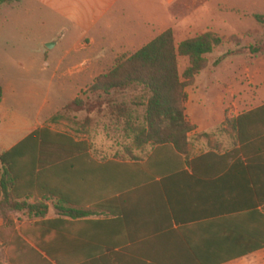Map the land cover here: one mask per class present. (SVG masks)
Returning <instances> with one entry per match:
<instances>
[{
  "label": "crops",
  "instance_id": "crops-1",
  "mask_svg": "<svg viewBox=\"0 0 264 264\" xmlns=\"http://www.w3.org/2000/svg\"><path fill=\"white\" fill-rule=\"evenodd\" d=\"M39 1L68 25L69 32L79 34L74 44L79 56L77 63L72 65L70 62L69 68L63 69L67 58L72 55L68 52L57 63L56 73L62 72V75L68 76L77 71L84 76V81L91 82H96L104 74V67L113 68L118 59L135 54L169 30L174 33L178 45L197 37L185 38V35L198 29L204 19L221 17L222 21L205 23L201 35L214 33L228 38L230 36L221 28L228 26L230 18H236L237 13H242L243 18L249 14L246 8L237 9L227 4L222 8L217 6L221 16H216L208 4L214 0ZM251 16L264 17V14ZM257 24L258 27L254 29L255 44H259L261 51H264V25L258 21ZM238 33L241 35L239 40H244L247 31ZM243 46L245 49L251 48L250 45ZM221 61L220 66L228 62L227 73H232V58L223 57ZM238 71L245 75L251 89L236 91L228 86L227 93L232 100L229 107L224 108L225 96L220 98L215 110L194 105L199 100L197 94L200 86L197 82L201 74L186 89V116L194 126L189 134L188 155L178 157V170L174 172L166 170L162 159L153 162L152 176H155V181L139 188L127 199L125 208L136 217L129 221V229L124 230L116 221H111L109 228L101 227L94 231L93 236L103 247H110L116 253L126 249L128 256H131V249L138 253L137 256L132 255L138 257L139 254L150 255L156 246L162 257L165 254L178 255V264H264V247L260 246L264 242V202L223 199L222 186L228 187L236 177L239 178L238 174L243 172L245 163L242 168L238 165L236 171L231 170L235 166L232 163L230 169L218 173L222 165L215 158L231 157L239 152L235 156L239 159L253 157L264 161V53L255 54L241 64ZM204 111L212 115V122ZM244 115L248 117L243 122L242 142L235 122ZM29 134L9 146L6 145L10 139L5 140L0 144V156ZM79 142L89 143V139L85 136ZM148 148L152 151L150 146ZM204 156L213 158L200 160ZM192 162L196 163L194 170L188 165ZM140 163L148 164L149 159ZM228 175L233 179L223 181L226 176L231 178ZM131 183L132 178L128 176L126 186ZM243 186L245 189V183ZM55 218L57 214L52 207L48 220ZM103 220L105 216L99 212L75 227L81 233L82 230H89V222ZM15 222L19 227L18 220ZM2 225L3 220L0 219ZM162 228L165 230L154 234ZM135 229L140 238L132 241L130 232H135ZM173 231H178V235Z\"/></svg>",
  "mask_w": 264,
  "mask_h": 264
},
{
  "label": "trees",
  "instance_id": "trees-1",
  "mask_svg": "<svg viewBox=\"0 0 264 264\" xmlns=\"http://www.w3.org/2000/svg\"><path fill=\"white\" fill-rule=\"evenodd\" d=\"M14 2L22 0H0V6ZM256 19L264 24V17ZM223 42L217 34L206 33L177 45L174 33L169 30L135 54L118 59L91 87V93L107 96L130 88L140 92L142 103L135 107L143 108L144 115L141 124L130 122L129 130L134 149L144 153L147 146L152 148L145 157L134 156L130 151L127 161H98L91 156L88 143L77 142L70 135L48 127L33 131L0 156V219L3 220L0 248L6 250L9 264H178V255L162 257L153 243L150 255L135 257L132 254L138 253L130 249L128 256L126 249L116 253L110 247H103L93 233L97 228H109L111 221L124 230L129 229V221L136 217L126 210L127 199L155 181L154 161L162 159L169 172L178 170L177 159L188 155L189 134L194 130L186 116V89L207 68L206 57ZM180 57L189 60L183 76L179 72ZM3 96L0 86V104ZM83 106L76 99L67 110ZM248 115L235 122L242 142L243 122ZM238 154L215 157L222 165L218 173L226 171L232 163L235 166L230 168L234 171L245 163L239 178L228 187L222 186L223 199L264 202V161L253 157L239 159L235 157ZM211 158L204 156L200 160ZM145 159H149L148 164L140 163ZM188 165L194 170L196 163ZM128 176L132 183L126 186ZM227 179L233 178L226 176L223 181ZM52 207L57 218L48 220ZM99 212L105 220L91 221L89 230L77 232V223ZM161 230L165 229L154 234ZM173 233L178 235V231ZM130 236L132 241L140 238L137 229L133 233L131 230ZM260 246L264 247V242Z\"/></svg>",
  "mask_w": 264,
  "mask_h": 264
},
{
  "label": "rangeland",
  "instance_id": "rangeland-1",
  "mask_svg": "<svg viewBox=\"0 0 264 264\" xmlns=\"http://www.w3.org/2000/svg\"><path fill=\"white\" fill-rule=\"evenodd\" d=\"M208 4L216 16L221 14L217 6L222 8L227 4L249 11L246 18L242 13H237L236 18H230L228 26L221 28L230 37L223 38L226 44L223 43L206 57L207 68L197 82L200 86L197 98L200 101L194 105L215 110L222 96L226 98L224 108L232 102L227 93L228 86L236 91L251 89L245 75L238 70L255 54L264 53L260 45L255 44L254 29L259 24L251 16L264 14V0H214ZM212 20L217 22L222 18L204 19L202 25L185 38L200 36L205 23ZM243 30L247 33L244 40H239L241 35L238 32ZM78 37V33L69 32L68 25L39 0L0 6V86L4 93L0 104V144L10 139L6 145L9 146L32 131L48 127L54 132L70 135L77 142L87 136L90 154L98 161H127L131 157L130 151L134 156H144L150 152L149 146L144 153L134 149L129 130V123L141 124L144 115L143 108L135 107L142 103L141 94L136 88L112 92L108 96L93 94L90 89L95 82L84 81V76L77 71L68 76L62 75V72L56 73L57 63L68 52L72 55L67 58L63 69L69 68L70 62L72 65L77 63L79 56L74 44ZM48 44L54 47L49 49ZM244 44L251 48H243ZM228 56L234 62L232 73H227L228 62L220 66L222 58ZM217 61L219 63L215 64ZM188 66L189 60L180 57L181 76ZM111 69L104 67L103 75ZM76 99H80L84 106L67 110ZM205 115L212 122V115ZM0 264H9L4 249H0Z\"/></svg>",
  "mask_w": 264,
  "mask_h": 264
},
{
  "label": "water",
  "instance_id": "water-1",
  "mask_svg": "<svg viewBox=\"0 0 264 264\" xmlns=\"http://www.w3.org/2000/svg\"><path fill=\"white\" fill-rule=\"evenodd\" d=\"M47 47H48L49 49H51V48L54 47V45H53V44H48Z\"/></svg>",
  "mask_w": 264,
  "mask_h": 264
}]
</instances>
